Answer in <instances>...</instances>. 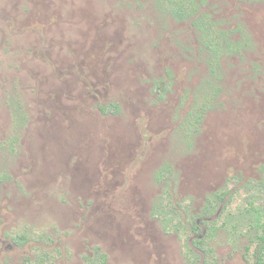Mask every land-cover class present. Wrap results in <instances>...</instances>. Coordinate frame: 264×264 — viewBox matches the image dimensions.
Listing matches in <instances>:
<instances>
[{
    "label": "rangeland",
    "instance_id": "obj_1",
    "mask_svg": "<svg viewBox=\"0 0 264 264\" xmlns=\"http://www.w3.org/2000/svg\"><path fill=\"white\" fill-rule=\"evenodd\" d=\"M195 4L0 0V264H259L264 0Z\"/></svg>",
    "mask_w": 264,
    "mask_h": 264
},
{
    "label": "trees",
    "instance_id": "obj_2",
    "mask_svg": "<svg viewBox=\"0 0 264 264\" xmlns=\"http://www.w3.org/2000/svg\"><path fill=\"white\" fill-rule=\"evenodd\" d=\"M158 2L164 7L166 12L175 20L188 21L189 19H192L191 23L194 26L198 27L199 31L203 35L202 43L204 48L209 53H213L212 55L215 59H217L220 54H230L231 52H237L241 49V44H232L230 42H227L226 33L213 30V25L208 20V17L205 14L199 13V10L195 4V0H158ZM222 42H224L225 45L220 44ZM106 111L115 113L117 111V107L113 105L112 107L107 108ZM199 119L200 118L196 116L195 120L198 121ZM165 178L166 175L160 177L161 180ZM217 198L218 197H216V199ZM211 208L213 209L214 207L207 206V209ZM244 214L250 220V228L253 231V239L257 238L260 241V246L256 251V258L257 263L262 264V260L264 259V223L261 221L264 219V207H262V205L252 206V204H250L249 209H246ZM192 228L194 231L198 230L196 225H192ZM258 231H260L259 235H257ZM16 242L18 244L24 243L25 238L21 236ZM204 243L205 239L196 238L193 241V245L201 251H205L203 246ZM98 258L101 259L102 256H99L98 254ZM46 260V256H41L36 259V264H44Z\"/></svg>",
    "mask_w": 264,
    "mask_h": 264
}]
</instances>
